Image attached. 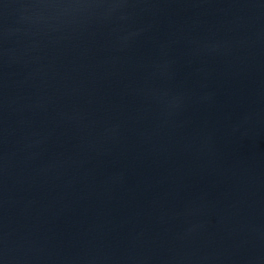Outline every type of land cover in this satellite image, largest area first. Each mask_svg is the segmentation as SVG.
Segmentation results:
<instances>
[{
	"label": "water",
	"instance_id": "obj_1",
	"mask_svg": "<svg viewBox=\"0 0 264 264\" xmlns=\"http://www.w3.org/2000/svg\"><path fill=\"white\" fill-rule=\"evenodd\" d=\"M0 264H264V0H0Z\"/></svg>",
	"mask_w": 264,
	"mask_h": 264
}]
</instances>
